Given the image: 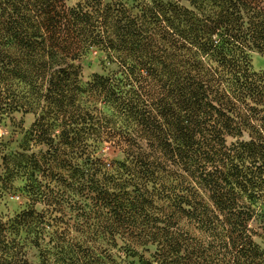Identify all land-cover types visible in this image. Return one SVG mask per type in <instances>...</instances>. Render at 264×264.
<instances>
[{"label": "trees", "instance_id": "16d2710c", "mask_svg": "<svg viewBox=\"0 0 264 264\" xmlns=\"http://www.w3.org/2000/svg\"><path fill=\"white\" fill-rule=\"evenodd\" d=\"M93 49L108 68L82 82ZM253 51L264 54V0H0V122L33 114L27 139L43 147L0 156V197L18 178L29 203L0 219V264H29L22 232L40 264H105L47 238L65 209L105 219L93 235L125 242L129 264H264ZM104 144L122 160L103 163Z\"/></svg>", "mask_w": 264, "mask_h": 264}, {"label": "rangeland", "instance_id": "374dc122", "mask_svg": "<svg viewBox=\"0 0 264 264\" xmlns=\"http://www.w3.org/2000/svg\"><path fill=\"white\" fill-rule=\"evenodd\" d=\"M77 2V0H65L68 6H72ZM186 4L185 2H182ZM250 65L254 72L264 75V54H260L253 51L249 54ZM81 66L82 82H86L91 78L94 73L104 74L108 68L104 54L97 50H90L83 58L78 62ZM35 116L31 113L17 112L4 118L0 122V156L2 154H12L15 152H21L23 148H29L31 151L36 152L42 146L33 144L27 138L28 131L31 124L34 121ZM103 163L110 164L113 161L122 160V155L120 151L109 144H104L97 151L96 155ZM0 172H2V165L0 160ZM13 189L7 192H3L0 197V219L10 225L15 218V216L22 210L29 206L26 199L23 186L24 181L22 179L16 178L13 181ZM45 207L41 205L36 206V210H44ZM79 213L73 210L65 209L62 215V223H59L57 233H51L49 237L58 244H63L64 246L72 245L74 243L80 244L83 249L85 246L93 249L95 253L99 256L102 262L105 264H129V262L134 261L133 258H127L124 254L125 242H121L118 237H107L104 234L93 235L92 230L94 224L103 225L104 220H97L92 216L89 220L82 221L81 217L78 216ZM89 222L91 226V231L85 229L84 226L80 227L81 224ZM109 223V221H107ZM253 227L261 231V227L264 225V219L259 217L252 223ZM89 231V233H87ZM100 231V230H99ZM102 231V230H101ZM19 242L23 246V250L26 254V258L29 264H40V251L32 246L29 239L22 232L19 237ZM48 239H46V242ZM256 242L260 245L261 249L264 251V244L261 239L256 238ZM51 246V245H50ZM136 249L142 253L145 257H149V253L144 251L145 248L136 247ZM52 250V249H51ZM149 250L152 247L149 246Z\"/></svg>", "mask_w": 264, "mask_h": 264}]
</instances>
